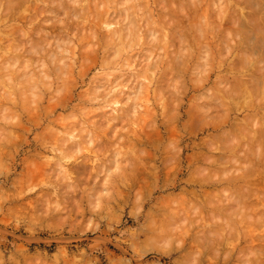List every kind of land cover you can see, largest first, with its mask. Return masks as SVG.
Returning <instances> with one entry per match:
<instances>
[{
    "label": "clouds",
    "instance_id": "9594fccd",
    "mask_svg": "<svg viewBox=\"0 0 264 264\" xmlns=\"http://www.w3.org/2000/svg\"><path fill=\"white\" fill-rule=\"evenodd\" d=\"M0 264H264V0H0Z\"/></svg>",
    "mask_w": 264,
    "mask_h": 264
}]
</instances>
